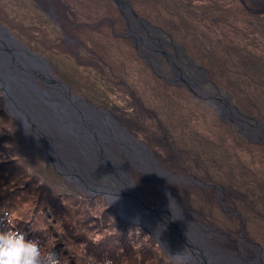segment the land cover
<instances>
[{"label": "rangeland", "instance_id": "obj_1", "mask_svg": "<svg viewBox=\"0 0 264 264\" xmlns=\"http://www.w3.org/2000/svg\"><path fill=\"white\" fill-rule=\"evenodd\" d=\"M111 1H113L117 9L122 13V19L116 16L117 14L114 12V9L109 7L108 0L101 2L99 0H69L68 2L65 0L63 2L61 0H0V18H2L0 24L9 29L21 46L27 47L32 53L42 55L43 57H40L47 60L50 66V73L53 75V79L57 81L54 83L55 85L60 86L59 79L69 86L67 90L70 95L74 96L73 93H75L89 101L88 104L84 102L86 104V106L83 104L85 108H90L95 111V107H97L102 110L100 112L103 114L111 115L136 141H141L137 137L138 134L145 138L144 141H141L143 146L147 148L145 150L148 153L150 152L151 157L153 156V159L155 158L159 162L158 166L164 168L169 174L162 177V185L164 187L166 185L168 186L171 191L170 194L176 200L178 199L180 209L186 213L185 215H188L190 219L195 221L197 225L202 227L200 229L208 235L206 239L212 245L225 251L226 255H232L231 258L242 263H249L247 259H250V255L259 256L262 254L264 257V146H245L248 148L246 150L249 157L247 160L251 161V164L248 166L252 168L250 169L244 165V173L239 174V178L234 177L232 180L229 178L231 175L228 173V177L225 180L224 169L221 174L219 172L218 176L216 175L218 179L216 182L224 181L227 183L224 187L219 183L215 185L206 184L201 178H197L192 173H187V171H181L180 168L183 165L182 163H187L188 158L192 157L191 151L199 152L198 149L200 147H203V151H208L207 154H220L221 158L224 159L220 149V146L223 144L221 142L220 144L215 142V139L213 140L214 137H211L220 131L219 127H213L217 129H215V132L211 131V127L208 126V121L205 120V116L207 115L204 116V114H202V118H204L205 123L202 125L200 124L201 120L196 118L197 116L199 118L200 114L196 115L193 119L188 118L186 114L183 116L185 110H182L184 107L182 100H185V105L188 104L189 100L191 101V98L186 97L184 93L190 92L191 96L193 95L198 99L204 100L210 108H213L216 111L215 114L218 120H220V127L224 124L230 126L229 130L231 134H234V130L241 134V137L246 142L263 145L264 95L257 94L253 87H249L248 94L250 95L248 97L247 109L252 113L253 119L250 118L248 116L249 114L247 115L245 113V110L233 102L231 95L227 93L225 88L223 89L217 83L215 84L208 77L209 71L205 67L203 68V64L185 51L183 42H179L180 44H178L170 37L171 34H174L177 38H182V40H187L191 43V37L193 35L188 32L191 28L187 24L189 20L192 21V14L193 18L196 16L200 18L206 14L210 16L229 12L231 14L229 22L224 24L222 21L217 23L218 26L214 28L217 29L218 33L216 41L219 39L221 33L223 35V41L220 42L223 44L221 48H225V59L229 64L224 60L217 59V61L214 58V53L211 51L213 44L209 46L208 41L204 40V44L207 45L205 51L210 61L206 66L210 71L212 70V73H217V79L221 78V75L228 77L226 74H228V70H231L229 69V65H239L240 69L245 68L249 71L253 68V71H256L255 76L261 77L255 79L257 83L264 84V78L262 77L264 75V64L259 61L260 56L264 55V19H257L256 16L250 18V15L243 14L241 6L236 0H206L207 2L205 0H175L173 4L175 5L176 2H179L180 5L175 7L176 13H181L185 16L184 19L180 16L179 24H176L175 28L178 29V26L183 27L184 25L187 28H184L185 31L183 33H177L174 28L169 27L167 34L161 31V28L158 26L151 24L149 20L134 17L136 13L133 10L131 0ZM124 1L129 3L131 8L127 4L125 5ZM242 1L245 2V0ZM221 3L224 7L221 6ZM235 4L237 8H235ZM69 7L78 9L76 14L79 20L74 21L75 26L66 21L69 17L64 14V9H69ZM251 7L253 8V6ZM253 11H255L254 8ZM205 12L206 14H203ZM261 12H264V9ZM114 13L115 19L111 16ZM3 19L9 20V22H3ZM256 20H261L263 23L256 25ZM88 26L92 29V37L97 38V47L91 45V40V48L89 47L88 41L85 42L86 45L81 41V39L91 38L87 36L88 33H80L81 30L87 29ZM112 26H115V28H112ZM96 28L99 29L95 30ZM32 36H36L34 41H32L33 45L40 44L42 47H38L43 51L34 52L26 44ZM116 36L123 38L121 40L116 39ZM127 38H129V41ZM39 39L40 42H37ZM57 39L62 45L66 44L64 47L68 46L69 52H73L75 56L64 51L65 49H61L64 52L58 51L61 47L58 48L56 46ZM195 44L197 45L198 43ZM205 51H202V57H205ZM20 54L22 55H20L21 57L25 56L28 59L23 53L20 52ZM114 57L117 58L114 59ZM126 58L130 61H127ZM95 60H101L102 72L92 65L93 63L99 66ZM202 62L204 63V61ZM114 63L117 65H114ZM233 71L229 77L235 78L236 72L234 68ZM39 73L43 74L44 72ZM249 74L253 73L251 72ZM43 75L48 76L47 73ZM37 80L40 81L39 83L43 87L47 86L40 78L37 77ZM168 83L174 89L170 86L168 87ZM132 84H134V88ZM178 86H181L183 89L180 91L177 88ZM199 86H202L206 90L205 93L216 95L217 100H205L201 95L203 93L200 91ZM49 89L51 90V88ZM131 89L137 90V92L135 93ZM0 90L3 91V89ZM116 92L122 96H126L129 101L123 102L117 96ZM53 97L61 101L59 95H54ZM4 98L9 113L11 114L5 94ZM140 99L145 100H141L143 101L141 103ZM79 100L83 101L81 99ZM228 101L233 105L230 104L229 106ZM136 104L142 105L141 111L144 114L140 116L142 120L136 119L135 121V119L132 120L133 117H130L131 119L125 117L126 114H129L134 109ZM202 108L201 105V110ZM166 110H170L168 114L174 116V119L179 118L180 123L183 125V128L179 130L182 135L180 140L176 138L177 136H174V133H171V129H168V131L165 130L164 133H159L157 130L158 124L161 126L159 121L163 117L162 111ZM208 110L210 111V109H207L209 118H213L214 114H212V111L208 112ZM12 116L15 117L14 115ZM16 120L23 134L20 141L24 138L22 140L24 148H30L50 165V167L48 166L49 168L47 167L46 169L45 167L42 169L41 164H39L40 162L38 163L36 159L29 157L30 159L25 160V162L31 177L45 183L46 189L48 190L65 188L72 194L78 192L77 194L85 195V197H97L99 199H96V204L99 201H106L127 223L140 224L146 228L143 224L133 221L130 215H122L125 211H122V213L116 205V202L110 197H107L103 193L92 192V190L87 191V186L85 185L88 183L87 181H78L75 177H70V175L65 173L67 170L62 168L61 165L66 163L69 145L61 136L56 135L62 147L61 150L64 152L61 153L59 151L60 155L57 156L55 154L56 150H52L53 146L47 143L48 151L46 150V153L30 134V129L21 127L17 118ZM216 139L218 138L216 137ZM108 144L110 149L116 151L121 156V160L127 156L132 161L131 164L125 158V161H127L125 165L130 168L135 183L144 199L153 207L162 206L164 204L162 187L158 181H154L156 179H153L151 176L150 179L147 172L140 165L136 164L128 153L124 152L125 148L119 143L110 140ZM117 148H120L122 151H118ZM48 154L51 155V158ZM76 159L84 164V168H86L87 172H90L89 176L99 182V184H96L100 185L102 187L101 189H103V186L113 188L118 185L117 180L107 171L109 167L106 166L102 159H94V165L86 163L87 161L85 159L87 158H85L82 152L79 153ZM51 160H53L56 168L52 166ZM116 160L119 164V160L117 158ZM234 161L242 164L239 159ZM109 162L111 165H116L113 159H110ZM230 162L232 164L233 160H230ZM220 171L222 170L220 169ZM253 172H258L256 175L253 174L254 181L252 179ZM39 175L42 177H38ZM248 177L251 178L249 182L253 181V184L247 190L245 186L241 185H246L245 178ZM69 178L77 180V183ZM235 179L237 181L234 183ZM67 181L73 183L74 187L70 186ZM231 185L237 187L235 188L236 193ZM210 186L214 187L215 190L208 189ZM190 188L194 192L192 194L193 196H191ZM200 190H204L205 192L213 191V194L207 193L208 196L202 195L207 198H203L197 195ZM227 193L233 194L230 196L231 198L228 197ZM235 195L240 197L236 198ZM63 197L61 198L62 201L67 203V208L62 209L64 214L69 213L70 208L76 209L77 203H73V200L65 196ZM233 197L236 199H233ZM171 201L174 202V200ZM48 203L43 206L47 205L48 208L52 206L59 208V206H56V203L60 204L59 201H54L53 198ZM211 203L214 206L217 204L220 207L222 214L221 220L212 219L211 212L209 214L203 206L206 205L211 211ZM2 204L1 202L0 205ZM98 208L104 211L105 205ZM245 209L253 211V213L247 214L248 219L244 214ZM94 227L97 228V226ZM146 229L149 231L148 228ZM149 232L161 245L162 251L164 250L165 253H168L172 259L183 264H197L188 256L177 253V249L172 251L166 244H162L151 231ZM64 238L66 239V235ZM185 242L189 243L188 240Z\"/></svg>", "mask_w": 264, "mask_h": 264}, {"label": "trees", "instance_id": "obj_2", "mask_svg": "<svg viewBox=\"0 0 264 264\" xmlns=\"http://www.w3.org/2000/svg\"><path fill=\"white\" fill-rule=\"evenodd\" d=\"M61 1L63 2V0ZM65 1L68 2L69 0ZM99 1L101 2L103 0ZM174 1L175 0H131V3L134 8L133 10L137 14V16H139L142 20H149L151 24L161 28V31H164L168 34L167 29L170 27L174 28L177 33H183L185 31L184 28L187 27H184L185 25L183 27L178 26L179 28L176 29L175 25L179 24V19L181 18L180 16H182V19H184L185 16H183V14L181 13H176L175 7H178L180 5L179 2H176L174 5ZM108 2L110 4L109 7L114 9V12L117 14L116 16L122 19L123 15L114 5L113 1L108 0ZM205 2L207 1L205 0ZM236 2L240 4L243 14L250 15V18L256 16L257 19H264V12H261V10L264 9V0H245V2H243L242 0H236ZM59 5L61 6L60 3ZM221 6L224 7L222 3ZM251 6H253L255 11H253V8ZM235 8H237V6ZM77 11L78 9H72L70 7L69 9H64V14L69 17V19H67L66 21L70 22V24H72L73 26H75L74 21L79 20L76 14ZM115 13L111 15L114 17V19ZM186 13L188 12L186 11ZM233 13L236 14L235 11H233ZM203 14H206V12ZM191 18L192 21L189 20L187 24L191 28V30L188 32L193 35V39L191 37V43H189L187 40H182V38H177L174 34H171L170 37H172L175 41L173 39L172 40L178 44H180L179 42H183L185 51L189 55L193 56L196 60H198L201 64H203V68L205 67L207 71H209L208 77L215 84L217 83L223 89L225 88L227 93L231 95L233 102L238 107L245 110V113L247 115L249 114L248 116L253 119L252 113H250V110L247 109L248 97L250 95L248 94L250 89L249 87H253L257 94L260 93L259 95H264V84L257 83V81L255 80L258 77L261 78L260 76H255L256 71H253V68L249 71L245 68L240 69L239 65H229V69L231 70H228V74H226L228 77L221 75V78L217 79V73H212V70L210 71V69L206 66V64L210 63V61L208 59V54L205 51L207 45L204 44V40L208 41L209 46L210 44H213L211 46V51L214 53V58L216 60H224L228 63V61H226L225 59V48L222 49L221 47H223V44L220 43L223 41V35L221 33L219 39L216 41V38H218V33L217 29L214 28L218 26L217 23H220L222 21L224 24H227L231 19V14L229 12L225 14L210 16L206 14L200 18L199 16L193 18L192 14ZM0 20L2 21V18H0ZM256 21V25L263 23V21L261 20ZM3 22H9V20L7 21L3 19ZM113 27L115 28V26H112V28ZM98 29L99 28H96L95 30ZM84 32L86 34L88 33L87 36H90L91 38L85 40L81 39V41L85 45V42L88 41L89 47L91 45H95L97 47V38L92 37V29H90V27L88 26L87 29L80 31V33ZM35 38L36 36H32L27 43L23 40L22 41L25 42L34 52L43 51L39 48L42 47L40 44L33 45L32 41H34ZM115 38L121 40V38L123 37L116 36ZM90 40L92 43L91 45ZM127 40L129 41V38H127ZM37 42H40V39L37 40ZM194 42L198 44L196 45ZM64 45H62L57 39L56 46L58 48L61 47L60 49H58V51L69 52V47L66 46V48L64 47ZM61 49L65 50L62 51ZM202 51H205V57L201 56ZM128 52L130 53V51ZM70 54H72V56H75L73 52ZM102 56H104V54H102ZM116 58L114 57V59ZM201 59L202 61H204V63L201 61ZM126 60L130 61L128 58H126ZM95 61H97V64L99 66L94 65L93 63L92 65L98 68L100 72H102L101 60ZM259 61L264 64V55L260 56ZM114 65L117 64L114 63ZM233 68L236 72L235 78L229 77L230 73L232 74L234 72ZM251 72L253 74H249ZM110 76L112 75L110 74ZM262 77L264 78V75ZM112 79L114 80L113 76ZM162 81L164 82V80ZM113 83L115 82L113 81ZM133 85L134 84H132V86ZM167 86L173 88V86L170 84ZM177 88L180 89V91L183 89L181 86H178ZM259 89H261V91H259ZM134 92L136 93L137 90H134ZM189 93L184 94L186 95V97H190L191 101L189 100L188 104L185 105V100H182V105L184 106L182 110H185L183 116H185L186 114L188 115V118L193 119L196 115L200 114L199 118L198 116L196 118L201 120L200 124L202 125L205 123L204 118H202V114H204V116L207 115L205 116V120L208 121V126L211 127V131L215 132V129L217 128L213 127H219L220 133L216 131L217 133L215 135H212L211 137H214L213 140L215 139V142H218L219 144L221 142V144H223L222 146H220V149L222 151V156L224 157V159L221 158L220 154H207L208 151H203V147H200L198 149L199 152H192L190 150L192 153V157L188 158L187 163H182L183 165L180 166L181 171L192 173L195 177H199L204 180L206 184L215 185L219 183L224 187L227 183L224 181L216 182L218 180L216 178V175L218 176L219 172L221 174L224 169V172L226 173H224L225 180L228 177V173L229 175H231L229 176V178H231L232 180L234 179V177L239 178V174L244 173L243 166H248L249 164H251V161L247 160L249 158L246 151L248 150V148H246L245 146L264 145L246 142L241 137V134L235 132L234 130V134H231V131L229 130L230 126L224 124L220 127V120H218L215 114L216 111L213 108H210V106H208L204 100L198 99L193 95L191 96V93ZM117 96L123 102L129 101L126 96H122L118 93ZM141 100L144 101L145 99H140V102L143 103V101ZM199 105L200 107L198 108ZM201 105L203 107L202 110ZM141 107V104H136L134 106V109H132L129 114H126L125 117H133L132 120L135 119V121L136 119L142 120L140 116L144 114L141 111ZM208 108L210 109V111H212V114H214L213 118H209V115L207 114ZM210 111L208 110V112ZM169 112L170 110L162 111L163 117L161 121H159L161 123V126L158 124L157 130L159 133H164L165 130L168 131V129H171V133H174V136H177L176 138L180 140L182 135L179 130L183 128V125L182 123H180L179 118L174 119V116L168 114ZM144 122H146V120H144ZM220 136L222 137L220 138ZM21 137H23V134L21 133V130L17 124V120L9 113L3 91L0 90V204L1 202L3 203L2 205H0V220L3 219L5 213H13L15 217V226L20 231H22L26 237L32 239L38 237L40 242L44 244L45 252L55 246L57 250H60L64 254V257L68 261V264H85L84 259L81 255L82 249L84 247H86L89 253L94 254L101 261V264L103 258L106 256L110 257L114 261V264H183L172 259L168 253L164 252V250L162 251L161 245L154 239V237L146 228H144L140 224L127 223L124 219H122V217L114 208L110 207L107 204L106 201H99L98 204H96V199H99L97 197H85V195L83 196L81 194H77L78 192H74L72 194L65 188H61L59 190L46 189L47 187L45 183L41 182L39 179L31 177L25 160L30 159L29 157H31L32 159H36L38 163L40 162L39 164H41L42 169L45 167L47 169V167H50V165L49 163H46L45 160L40 158V156L36 152L34 153L30 148L25 149L24 145L22 144V140L24 138H22L20 141ZM137 137L141 141L145 140V138L141 137V135L139 134L137 135ZM211 137L210 139H212ZM216 137L218 139H216ZM236 141L237 143H235ZM236 159H239L242 164H238L236 161H234ZM230 160H233L232 164ZM228 167L230 168L228 169ZM248 167L250 169L252 168L250 166ZM12 169L14 170L12 171ZM220 169L222 171H220ZM257 173L258 172L252 173V179L253 174L256 175ZM38 177L41 178L42 176L39 175ZM250 180L251 178L249 177L245 178L246 185L243 184L241 186H245V188L248 190V188L253 184L254 179L252 182H249ZM235 181H237V179L234 180V183ZM67 183L70 186L74 187L73 183H70L68 181ZM231 186H233L235 192V188L237 187L235 185ZM208 189L215 190L212 186H210ZM190 193L191 196H193L192 194L194 192L192 188H190ZM207 193H211L212 195L213 191L205 192L204 190H200L197 195L208 196ZM232 195L233 194L230 193L228 194V197L231 198L230 196ZM63 196L73 200V203H77L76 209L70 208V212L67 214H64L62 212V209L67 208V203H64L61 199ZM235 197L238 198L240 196L235 195ZM52 198L54 199V201H59L60 204L56 203V206H59V208L55 206H52L51 208H48L47 205L43 206ZM236 198L233 197V199ZM52 204L54 205V203ZM104 205V211L103 209L98 208ZM215 205L216 206L211 203V211L206 205L203 206L206 208L209 214L211 212L212 219L215 218L217 220H221L222 214L220 212V207L217 204ZM234 205L237 206L235 203ZM240 209L243 210L241 207ZM248 213H253V211L245 209L244 214L247 216V219L249 218L247 215ZM94 226H97V228ZM65 235L66 239L64 238ZM67 236L69 237L67 238Z\"/></svg>", "mask_w": 264, "mask_h": 264}, {"label": "bare ground", "instance_id": "obj_3", "mask_svg": "<svg viewBox=\"0 0 264 264\" xmlns=\"http://www.w3.org/2000/svg\"><path fill=\"white\" fill-rule=\"evenodd\" d=\"M124 4L126 5L125 1ZM0 37L3 38L1 29ZM6 38L7 41H0V71L3 67L10 70L7 75L8 77H5V81L8 85L15 82L18 83H15V86H18V88H11L12 86H10L11 101L15 106L13 111L15 115L24 121L23 123L25 125L36 127L32 130L30 129L29 132L44 151L47 150V143H50L51 146L61 148L58 137L56 136L57 134L67 141L69 145V149H67L68 155L66 156V163L62 164V168L66 169L71 177H75V179L81 182L87 181V185L90 184L93 188L92 192L103 191L99 187L95 188L97 185L94 183L99 184V182L89 176L90 172H87L81 161H77L76 157L82 152L85 158H87L85 159L87 161L86 163L94 165V159H102L111 171L114 170V168L109 160L113 159L116 165L121 169L119 178L121 184L118 183V185L120 184L118 189L121 191L123 187L125 189L127 186L129 187L125 179L126 176L124 177L123 175V170L126 169L128 172L130 170V168L125 165L127 164L125 158H127L131 164L132 161L127 156L121 160V156L117 154L116 151L110 149L108 141L111 140L112 142L119 143L125 148L124 152L128 153L136 164L140 165L149 176L158 181L162 187V197L164 200V204H162L161 207L169 210L171 208L172 211H170L172 215L181 224L183 232H179L178 230L175 231L161 211L154 212L145 209L138 204L139 202H135L133 198H131L133 199V203L130 199L126 200V206L132 205V212L138 214L136 211H139L142 213L148 224L153 227L155 233L163 239L169 249L172 251L177 249V253L188 256L197 264H264V257L262 254L256 261L242 263L231 258L232 255L228 254V256L225 251L212 245L211 242L206 239L208 235L203 233L202 229H200L202 227L197 225L195 221L190 219L189 216L185 215L186 213L180 209L178 199L176 200L174 196L170 198V193L166 192L163 188L164 185L161 183L162 177L168 174L167 171L158 166L159 162L151 157V153L149 152V154L145 150L147 148L143 146L141 141H136L127 130L123 129L120 123L118 124V121L116 122L111 117V115L103 114L98 109L94 111L93 109L85 108L84 105L86 106V104L84 101H80L79 98L70 95L67 87L63 84L58 86L53 82L50 86L51 90L47 93L42 92L43 94L39 92L41 90L38 88L37 84H35V88L31 85H25L24 83L29 81V75L22 69L23 66L17 65L15 61L6 54L3 50L6 45H10L11 47L13 44L16 50H20L21 53L28 57L27 59L24 56V59L27 61L29 65L27 68L31 70V72H44L47 73L50 79H53V77L48 70L47 63L41 57L32 55L10 35L6 34ZM54 95H59L62 100L59 101L58 99H54ZM23 103L27 104L24 105V109L21 110L20 107ZM27 119H30L31 122L29 120L27 121ZM28 122L30 124H28ZM44 125L45 127H43ZM44 138H48V140L45 141ZM52 150H56L55 154L57 156L60 155L59 150L55 149V147H53ZM52 150L51 152H53ZM117 150L122 151L120 148H117ZM72 151H74L75 154ZM116 158L119 160V164ZM92 181H94V183H92ZM109 197L113 201L117 198L110 193ZM121 200L122 199H119L118 201H123L125 205L124 200ZM171 200H174V202ZM169 219H171V217H169ZM186 240H188L189 243H186ZM198 252L203 255L198 256Z\"/></svg>", "mask_w": 264, "mask_h": 264}, {"label": "water", "instance_id": "obj_4", "mask_svg": "<svg viewBox=\"0 0 264 264\" xmlns=\"http://www.w3.org/2000/svg\"><path fill=\"white\" fill-rule=\"evenodd\" d=\"M118 2L120 1V0H117ZM119 4V3H118ZM127 5H128V7H130L131 8V5L129 4V3H126ZM134 16H137L136 14H134ZM0 29H1V31H2V35H3V38H1L0 37V41L1 40H6L7 41V38H6V34H8V35H10L15 41H17V38L16 37H14L12 34H11V32L9 31V29L7 28V27H5V26H3L2 24H0ZM22 47H24L25 49H27V47H25V46H22ZM5 52H6V54L13 60V61H15V63L17 64V65H21V66H23L22 67V69L26 72V73H28V75H29V81L28 82H26V83H24L25 85H31V86H33L34 88H35V84H37V86H38V88L41 90V91H39V92H44V93H47L48 91H47V89L48 88H50V86L53 84V82L54 83H56L57 81L56 80H54V79H50L48 76H45V75H43L42 73H35V72H31V70H29L28 68H27V66H29L28 64H27V61H25V59L23 58V57H21L22 55L20 54V52H19V50H16V48H14V46H13V44H12V46L10 47V45H6L5 47H4V49H3ZM27 51H29L32 55H35V56H42V55H39V54H35V53H32L30 50H28L27 49ZM21 55V56H20ZM43 57V56H42ZM41 57V58H42ZM26 58V57H25ZM44 59V58H43ZM44 61L47 63V65H48V62H47V60H45L44 59ZM11 63V62H10ZM14 64V63H13ZM6 66H8V65H6ZM25 67V68H24ZM48 70L50 71V66L48 65ZM9 69H7L6 67H3L2 69H1V71H0V89H3V91H4V94H5V96H6V98H7V102H8V106L10 107V110H11V114L12 115H14L17 119H18V121H19V124H20V126L21 127H26V129H34V128H36V127H32V125H30V126H27V125H25L23 122V120L22 119H20V117H18L17 115H15V113H14V111H13V109L15 108V106H14V104L12 103V101H11V88H18V86H15V83L16 84H18L17 82H15V83H11V84H7V82L5 81V77H8L7 75L9 74ZM51 72V71H50ZM51 74V73H50ZM51 76L53 77V75L51 74ZM37 77L38 78H40L41 79V81H43V82H45L46 84H47V87L48 88H44L42 85H40V81L39 80H37ZM58 82H59V84H63L64 86H66L68 89H69V86H67L66 84H64L62 81H60L59 79H58ZM10 86H12L11 88H10ZM190 86H191V84H190ZM193 87V86H192ZM202 89V93L203 94H201L202 96H203V98L205 99V100H208V101H210V100H217V96L216 95H210V94H208V93H205V91L203 90V87L201 88ZM43 94V93H42ZM75 96H77L78 97V95H76L75 93H73ZM200 95V96H201ZM78 98H80L81 100H83L84 102H86L87 104L89 103L84 97H78ZM27 103H23L22 105H21V107H20V109L21 110H23L24 108H23V106L24 105H26ZM230 104H231V102H229L228 101V105L230 106ZM231 105H233V104H231ZM235 107V106H234ZM237 110V109H236ZM30 121L31 122V120L30 119H27V121ZM246 122V121H245ZM28 124H30L29 122H28ZM45 139V141L47 140L46 138H44ZM47 143V142H46ZM53 147H55V148H57V150H59L61 153L62 152H64L63 150H61V148H58V147H56V146H53ZM48 151V150H47ZM47 151H45L46 153H47ZM49 156H50V158H51V155L50 154H48ZM153 157V156H152ZM53 158V157H52ZM57 159H59V158H57ZM105 163V162H104ZM51 164H52V166L53 167H55L56 165L53 163V160H51ZM63 164H65V163H63ZM61 167H62V165H61ZM112 167L114 168V170H110V168H109V173H110V175H112V174H114V175H112V177L113 178H115L116 180H117V183H120L119 181H120V175H121V169L117 166V165H112ZM56 168V167H55ZM123 172H124V177L126 176V181L128 182V184H129V187L127 186V188L125 189L124 187H123V189L120 191L119 189H118V187L120 186V184L119 185H117V186H115V187H113V188H111V187H108V188H106V187H104L103 186V189H101L102 187L100 186V185H97L96 183H94V181H92V183H94L95 185H97L95 188H97V187H99L101 190H103V191H95V193H103V194H105L107 197H109V193L110 194H112V196H116L117 198H116V205L120 208V210H121V212L122 211H125V213H123L122 215H130L132 218V220L133 221H136V222H139V223H141V224H143L146 228H148L149 229V231H151V233L153 234V235H155V237L156 238H158V240L162 243V244H165L164 243V241H163V239H161L160 238V236L158 235V234H156L155 233V231H154V229H153V227L152 226H150L149 224H148V222H147V220L143 217V215H142V213H140L139 211H136V212H138V214L137 213H134V212H132V205L131 206H126L127 205V201L126 200H128V199H130L131 200V202L133 203V199H135V202H139L138 204L139 205H141V206H143L145 209H148V210H152V211H154V212H162L165 216H166V218L168 219L167 221L172 225V227H173V229L176 231V230H178L179 232H183L182 231V228H181V224L179 223V221L178 220H176L175 218H174V216L172 215V213H171V208H170V210L169 209H166V208H164V207H161V206H158V207H153V206H151L150 205V203L146 200V199H144V197L142 196V194H141V192L139 191V189H138V187H137V184L135 183V180H134V178H133V176H132V174H131V170H129V172L128 171H126V169H124L123 170ZM128 172V173H127ZM65 173H67L68 175H70L69 174V172L68 171H65ZM120 173V174H119ZM149 176V175H148ZM71 177V176H70ZM149 178H150V176H149ZM70 180H72V181H74L75 183H77V180H73V179H71V178H69ZM151 179V178H150ZM92 180V179H91ZM115 180V181H116ZM154 181H156V180H154ZM87 187H86V190L87 191H90V190H92L93 188L88 184H85ZM158 185V184H157ZM134 187V188H133ZM79 188H83V187H79ZM94 188V189H95ZM85 189V188H84ZM164 189H165V191L166 192H168V193H170V190H169V188H168V186L166 185L165 187H164ZM170 198H172L173 196L170 194V196H169ZM123 198H125V199H123ZM131 198H133V199H131ZM119 199H122V200H124V202H125V205L123 204V201L122 202H120V201H118ZM133 216H136V217H138V218H136V217H133ZM169 217H171V219H169ZM131 221V220H130ZM197 255L199 256V255H202L200 252H198L197 253ZM261 257V255H259V256H253V255H250V259H247V261L248 262H253V261H256V259H259ZM191 262V261H190ZM191 263H193V262H191Z\"/></svg>", "mask_w": 264, "mask_h": 264}, {"label": "clouds", "instance_id": "obj_5", "mask_svg": "<svg viewBox=\"0 0 264 264\" xmlns=\"http://www.w3.org/2000/svg\"><path fill=\"white\" fill-rule=\"evenodd\" d=\"M85 264H101V261L82 249ZM0 264H68L64 254L55 248L44 251L39 238H28L15 226L13 213H5L0 220ZM102 264H114L110 257H104Z\"/></svg>", "mask_w": 264, "mask_h": 264}, {"label": "flooded vegetation", "instance_id": "obj_6", "mask_svg": "<svg viewBox=\"0 0 264 264\" xmlns=\"http://www.w3.org/2000/svg\"><path fill=\"white\" fill-rule=\"evenodd\" d=\"M137 15V14H136ZM134 17H137L138 19H141L139 16H134ZM44 88H48L47 86L46 87H44ZM202 86H199V89H200V91H202ZM203 90L206 92V90L203 88ZM47 91H50V89L48 88L47 89ZM74 95V94H73ZM76 95H78V94H76ZM75 96V95H74ZM77 97V96H76ZM78 97H81V96H79L78 95ZM61 98V97H60ZM55 99V98H54ZM80 99V98H79ZM61 100H62V98H61ZM89 102V101H88ZM96 109H98V110H100V111H102L101 109H99V108H97V107H95ZM108 172H109V170H107Z\"/></svg>", "mask_w": 264, "mask_h": 264}]
</instances>
